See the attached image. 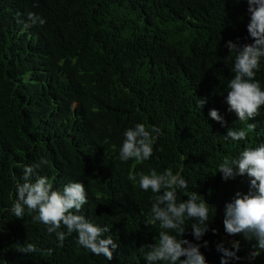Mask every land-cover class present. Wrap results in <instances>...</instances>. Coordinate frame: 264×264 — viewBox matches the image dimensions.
Returning <instances> with one entry per match:
<instances>
[{"label":"trees","instance_id":"trees-1","mask_svg":"<svg viewBox=\"0 0 264 264\" xmlns=\"http://www.w3.org/2000/svg\"><path fill=\"white\" fill-rule=\"evenodd\" d=\"M248 7L247 0H0V264H149L141 247L157 243L160 229L146 224L154 194L139 187V174L168 168L214 208L201 240L194 221L184 225V239L208 241L200 249L207 264H221L217 244L234 240L241 259L229 264H264V251L248 258L255 238L230 236L223 224L226 204L249 191V179L218 172L224 157L264 143V106L241 122L226 103L235 56L227 59L226 44L254 42ZM29 12L45 23L33 24ZM255 79L264 89V58ZM136 123L160 129L153 155L121 161L124 132ZM248 124L255 128L247 139H224L229 127ZM25 166H35L33 182L46 176L54 190L84 183L88 203L78 214L110 228L102 238L118 244L112 260L79 246L75 232L61 245L26 206L23 218L11 212ZM25 243L40 251L19 252Z\"/></svg>","mask_w":264,"mask_h":264},{"label":"clouds","instance_id":"clouds-1","mask_svg":"<svg viewBox=\"0 0 264 264\" xmlns=\"http://www.w3.org/2000/svg\"><path fill=\"white\" fill-rule=\"evenodd\" d=\"M247 3L250 13L247 31L254 42L241 45L229 40L226 44L230 53L227 59L233 60L231 54H235L234 76L227 85L229 90L226 103L229 106L228 111L235 112L241 122L254 119L264 106V89L260 81L255 79L264 58V0H247ZM27 18L33 24L45 23L44 19L32 12L27 13ZM206 102L207 98H200L203 107ZM210 117L222 127L227 126V121L217 109L210 111ZM254 128V124H248L246 129L239 130L229 127L224 139L245 140L248 132ZM159 134V128L152 126L149 130L144 123L129 127L124 132L119 159L124 162L132 159L138 163L150 159ZM40 163L46 165L47 160L42 158ZM34 167H24L23 182L16 184V200L11 212L17 218H23L26 206L30 212L38 213L33 220L47 225V231L55 233L61 245L67 235L75 232L79 246L97 256L103 255L109 261L112 260L118 244L110 234L107 238H102L110 232V228L99 226L84 215L78 214L82 206L88 203L84 183L70 182L64 185L62 190H54L46 176H38L32 181ZM218 172L223 174L225 180L244 175L249 179V191L246 194L238 191L233 200L226 204L223 224L225 232L230 236L243 233L248 240L256 239L255 250L250 252L248 257L255 259L264 251V143L257 147H246L238 158L224 157L218 166ZM128 178L134 182L137 180L136 175H129ZM138 183L142 190L150 189L154 194L150 219L146 224L153 226L159 222L160 229L157 243L141 247V251L146 249L144 258L149 264H207L200 249L202 246L207 247L208 241L200 245L184 239V225L186 220L194 221L191 224L192 235L197 241L201 240L209 231V213L210 209L214 208L199 193L187 191L186 180L179 173L173 174L171 168L163 173H157L155 169L149 174L140 173ZM178 188L184 190L186 200H179ZM61 225L66 226L67 233L59 230ZM212 231L216 234L218 230ZM228 243L229 247L224 243L217 244V251L222 254L221 264H229L232 259H241L237 255L241 249L240 242L234 240ZM18 251L32 254L40 250L32 243H25Z\"/></svg>","mask_w":264,"mask_h":264}]
</instances>
